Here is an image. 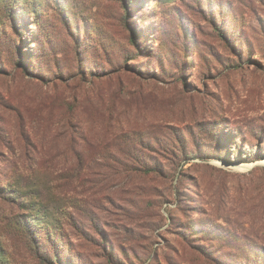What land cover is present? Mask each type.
I'll return each mask as SVG.
<instances>
[{
  "label": "rangeland",
  "instance_id": "obj_1",
  "mask_svg": "<svg viewBox=\"0 0 264 264\" xmlns=\"http://www.w3.org/2000/svg\"><path fill=\"white\" fill-rule=\"evenodd\" d=\"M124 1L21 0L12 20L0 0L1 246L13 264H48L17 230L31 204L63 225L64 264L263 257L264 0ZM117 83L131 95L115 98ZM69 110L98 141L107 111L148 129L144 168L113 150L85 166L99 143L46 126ZM15 178L38 202L9 197Z\"/></svg>",
  "mask_w": 264,
  "mask_h": 264
},
{
  "label": "trees",
  "instance_id": "obj_2",
  "mask_svg": "<svg viewBox=\"0 0 264 264\" xmlns=\"http://www.w3.org/2000/svg\"><path fill=\"white\" fill-rule=\"evenodd\" d=\"M4 0H1V2ZM20 1L21 0H5V9L6 11V17L13 18V14L16 12V8L20 7ZM125 3L131 4L129 0H125ZM33 13V17L38 16V10L33 7L30 9V14ZM32 16V15H30ZM38 21H34L33 25L35 24V28L38 29L39 32H41V29L38 28L37 25ZM21 36V35H20ZM136 37L134 36L132 39V43L135 44ZM37 42L35 41V43ZM18 54L20 56V60L22 59V50L20 47H18ZM57 88L52 89L48 93L49 97H51V101L56 100L54 99V96L57 94ZM115 98L119 99L123 95H131L129 92V88H125L122 84L117 83L115 87V91L113 92ZM95 100V99H94ZM61 102H64V104L67 102V100H64ZM75 103L79 109V107L84 108L85 103L90 102L88 98L81 100L79 98H73L72 101ZM74 105V104H73ZM72 111L69 110L68 113H66L65 117L59 118L49 121V123L46 126H49L51 128L54 127H60L63 128L66 134L70 135L69 133H73V129H75V133L77 134V139L82 141L85 145H90V143H99L94 146L95 153L92 154V150L86 153L85 156V166H88L90 163L93 164L96 161L100 159H111L110 151L113 150V153L117 156H121L122 159L126 158L127 160H130V162L137 163L139 166H142L144 168L143 161H140V156L142 155V149L148 150L149 147L145 145V141L147 138H149L151 135L145 127H131L126 129L125 127L121 126V122L118 118L114 119L110 113V111H107L105 115L103 116L102 127H106L105 125L109 126V134L107 136H103L100 141H108V143H100V141L95 138V140L92 138V136L88 135L86 131H83L82 126H84L85 122L86 124L89 123L91 120L87 116L82 117V123H81V116L76 117L77 115L70 114ZM85 115V114H84ZM76 117V118H75ZM76 121L74 123V121ZM73 125H76L75 127ZM115 125V126H114ZM112 130V132L110 131ZM154 138V137H153ZM112 140H115L110 146V142ZM221 146H224L222 144ZM225 148V147H224ZM233 148V147H232ZM141 149V150H140ZM258 160H264V155H260ZM79 162V158H78ZM155 170V164L152 168H147L146 171H152ZM77 180V179H76ZM6 190L10 191L9 197L14 194L17 197H22V199H25V204L31 200H35V202H38L37 199H40L39 194L36 192L31 193L34 189L33 184L30 182H24L20 178L12 179V181L5 184ZM34 202V201H33ZM73 206L72 203L69 204V207ZM22 217L18 216L16 218L17 220V226L21 233V235L25 238V240L28 241V243L31 245V248L38 254H40V259L44 262H47L48 264H64L65 259H68V257L64 254V250L67 248V246L70 244L68 241L67 233L64 231L63 225L61 223H58V221H52L51 224L47 221H36L37 214L34 213V209L32 205H26ZM63 215V214H62ZM65 218H67L64 215ZM41 233L44 235V241H48L49 245L52 248V254L49 256V254L43 250V244L41 241ZM47 259V260H46ZM244 264H264V256H254L250 257L248 261H244ZM0 264H13V259L10 256L9 253L1 246L0 244Z\"/></svg>",
  "mask_w": 264,
  "mask_h": 264
},
{
  "label": "bare ground",
  "instance_id": "obj_3",
  "mask_svg": "<svg viewBox=\"0 0 264 264\" xmlns=\"http://www.w3.org/2000/svg\"><path fill=\"white\" fill-rule=\"evenodd\" d=\"M264 164V162H262Z\"/></svg>",
  "mask_w": 264,
  "mask_h": 264
}]
</instances>
